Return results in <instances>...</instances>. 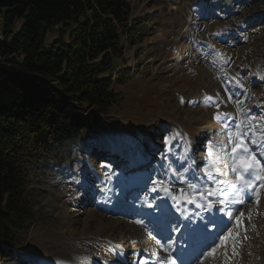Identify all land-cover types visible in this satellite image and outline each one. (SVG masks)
<instances>
[{"label":"rangeland","instance_id":"obj_1","mask_svg":"<svg viewBox=\"0 0 264 264\" xmlns=\"http://www.w3.org/2000/svg\"><path fill=\"white\" fill-rule=\"evenodd\" d=\"M129 1L135 16L152 18L143 41L125 44L124 76L118 82V70L114 85L119 101L83 146L56 145L29 169L35 220L22 248L0 255V264H57L60 252H73L74 264H89L88 253L122 264L121 251L103 241L109 229L121 250H130L124 264H140L146 243L160 252L163 247L139 229L138 216L122 214L135 196L153 195L155 183L174 188L187 164L206 176L210 153L221 150L226 115L246 125L249 119L264 134V8L254 7L255 0ZM56 35L50 30L48 41ZM245 142L262 165L258 146ZM254 173L264 175L259 168ZM126 186L129 194L119 203ZM257 188L260 197L264 188ZM243 195L234 196V216ZM254 215L229 264H264V206Z\"/></svg>","mask_w":264,"mask_h":264},{"label":"trees","instance_id":"obj_2","mask_svg":"<svg viewBox=\"0 0 264 264\" xmlns=\"http://www.w3.org/2000/svg\"><path fill=\"white\" fill-rule=\"evenodd\" d=\"M0 13L3 255L22 248L35 220L29 169L56 145L83 146L106 124L119 101L125 44L143 41L152 17L135 16L129 0H0Z\"/></svg>","mask_w":264,"mask_h":264},{"label":"bare ground","instance_id":"obj_3","mask_svg":"<svg viewBox=\"0 0 264 264\" xmlns=\"http://www.w3.org/2000/svg\"><path fill=\"white\" fill-rule=\"evenodd\" d=\"M239 79V78H238ZM244 97V95H243ZM217 100V99H216ZM220 101V100H217ZM227 115L224 116V121L225 124L221 129L219 130V135L221 136L222 139V144H221V150L220 152H213L210 159H208V163L206 164L209 170H212V167L214 166L215 169H218L220 172H223V175H220L219 172L213 171V175L215 179L217 180H224V181H233L234 182V173L231 171V165H232V160H231V152L232 148L234 146L233 141L235 139V135L238 131L244 132L246 135L248 134V139L246 138L248 142L250 141V144H253L254 146L257 147V151H261L262 155V160L260 161L261 164H263L264 160V135H259L256 132L253 131V128L249 127L245 124H243L240 120L235 121L234 119H231L229 122L227 119ZM236 117V116H235ZM232 120L234 121V124H232ZM249 120V119H248ZM243 121V120H242ZM236 123H239L240 129L238 130L236 127ZM248 124V122H247ZM235 125V126H234ZM244 125V126H243ZM252 141H255L253 143ZM211 162V164L209 163ZM225 164L229 165V167H225ZM185 168L183 170H180L179 175H175L176 181L180 183H175V182H170L171 185H174L175 187L177 186H182L185 185V189H183V193H179L177 188L176 189H171L170 185L164 184V185H159L158 183L152 188H155L156 191H153L155 193L154 196H151L149 200L144 199V198H139L136 201L137 209L131 208V215H136L138 216L139 219H142V222L138 223L139 229L141 231L148 230L149 234H154L155 236H160L158 240H160L159 245L163 247L165 253L161 254L158 252V250L154 249V246H149V243H146V249L142 254V261L140 264H171V260L169 259V256H172V251L170 247L166 244H162L163 242V235H169L170 237H188V231L189 229H194L195 232L193 233L195 236L200 235V233L197 231V223L204 222L205 226H209V231L213 229V226H215L217 223L214 219L212 221L210 220V215L211 214H216L219 211V215L225 216L229 227L227 229H223L224 231L222 232V235H225L229 229L233 232L235 235L236 233H239L237 238L235 240H229L226 246H219L217 245L220 244V235L218 237L217 243H212L210 247L207 249V251L202 255L201 261L204 260H210V264H229L230 261L232 260L233 256H231L232 252H236V250L239 248V244L244 242L245 236L242 234L247 233V228L245 226V222L254 214L257 212H260L264 206V192L262 195L259 197V202L257 203L256 198L251 192H241L240 194H245V196H241V203L238 207V213L234 216L233 214V209L235 206L238 204V199H236L234 196L231 197V199L237 201L234 203H225V204H219L218 201H215L213 197H211V200L209 202H213V206L211 210L207 208L208 203H203V207H198L197 204L201 203L202 199L200 198V195L198 192L193 193L191 189H189L188 184L191 183L197 187V189L204 187V188H217V187H226V185H215L212 183V181L208 180L207 175H198L194 169V166L191 164L184 165ZM255 175V173H254ZM181 180L184 182L181 183ZM190 180V181H189ZM260 182L263 184L261 179H259ZM260 182L258 185H260ZM257 185V186H258ZM167 187L168 192L164 191L163 188ZM258 189V188H257ZM256 189V190H257ZM171 193V196H177V200L174 201L171 196L169 195ZM123 194V193H122ZM182 194V197L179 195ZM251 194V195H250ZM169 197L170 202L169 205L165 206L162 203L163 197ZM160 198V199H159ZM249 198V200H248ZM191 199L193 202L189 203L188 200ZM224 199V198H223ZM121 198L119 197L118 202L120 203ZM254 200V202H253ZM245 201L251 202V206L249 207L248 204L244 203ZM247 202V203H248ZM112 204H116L115 201H112ZM134 205V206H136ZM149 205L152 207V211L149 210ZM238 206V205H237ZM120 209L123 208L122 205L120 204L118 206ZM185 209L187 210L191 216V223L189 225V228L184 232V234H180V226L176 225V216L174 215V212L179 211L180 209ZM169 209H172L170 211ZM179 209V210H178ZM129 211V212H130ZM231 212L233 217H239L240 220L242 221V224H237L236 219H230L227 213ZM243 213V217H240V213ZM154 213H158V217H162V223L160 226L152 225L155 220ZM255 216V215H254ZM141 217V218H140ZM137 219V218H136ZM143 227V228H140ZM138 229V230H139ZM176 229V231H175ZM139 230V231H140ZM109 233L103 236V241L107 242V244L112 245L116 249L121 250V244L120 240L115 238L113 235L112 229L108 230ZM149 234L146 236L149 237ZM248 234V233H247ZM206 239V238H205ZM142 240V239H141ZM178 241H180V238H177ZM202 239H199L198 241H201ZM197 241V242H198ZM240 241V243H239ZM242 241V242H241ZM148 242V241H147ZM190 242L194 244L193 241ZM79 244V243H78ZM86 244V243H85ZM84 245V244H83ZM247 245V244H246ZM87 246V245H86ZM74 248V247H73ZM81 248V247H80ZM91 248V247H90ZM216 248V251L213 255H208V253L213 249ZM92 249V248H91ZM78 250V249H77ZM83 250V249H82ZM253 254V251L255 253L254 247L251 245L248 246V249H246ZM81 251V250H80ZM86 251V249H85ZM90 251V250H89ZM96 252V251H95ZM85 254V253H84ZM82 254V255H84ZM89 255V256H86ZM235 255V254H234ZM78 257V256H76ZM84 257H87V259H90L89 264H114L113 261H107L103 257H99L94 254H85ZM74 259H75V254L73 252H60L59 257L57 258V264H74ZM174 259V258H173ZM79 260V258H78ZM81 260V259H80ZM234 260V259H233ZM76 261V260H75ZM123 261V260H122ZM125 261V260H124ZM176 261V260H175ZM82 262V261H81ZM85 263V262H84ZM81 264V263H80Z\"/></svg>","mask_w":264,"mask_h":264},{"label":"snow or ice","instance_id":"obj_4","mask_svg":"<svg viewBox=\"0 0 264 264\" xmlns=\"http://www.w3.org/2000/svg\"><path fill=\"white\" fill-rule=\"evenodd\" d=\"M211 99V98H209ZM217 119H220V116L218 115L216 117ZM237 129H240V125L236 126ZM245 133L242 131H238L235 135V139L233 141V148L232 153L234 155L231 156L232 165H231V171L235 173L236 175V181H224V180H217L215 179L213 175V171L219 172L220 175H223V172H220L218 169H215V167H212V170H209V168H205V174L208 177L209 181H212L215 185H226V187H217L215 189L213 188H204L201 187L197 189V187L191 183L188 184L189 189L192 190L193 193L198 192L200 195V198L202 200H205L208 203V208L211 210L213 206V202L208 201V197H213L215 201H218L220 204L225 203H234L237 202L231 197L237 196L241 192H253L256 191L257 187L264 188V184L256 185L254 183L255 179H257L256 175H254V170L259 168L260 172H264V165H260L258 161H256L255 157L250 154L249 148L247 146V143L245 142ZM168 141H166L167 143ZM255 143V141H252ZM212 155V153H210ZM211 164V162H209ZM225 167H229V165L225 164ZM261 180H264V175H261L258 177ZM184 181L181 180V183ZM163 183V182H161ZM164 191L168 192L167 187L163 188ZM153 191H156L154 188ZM171 196V193H169ZM257 196V203L259 202V192L256 191ZM220 197H224V199H220ZM171 198L176 201V196H171ZM189 203L193 202L191 199L188 200ZM198 207H203L201 204H197ZM151 207V205H149ZM179 210V209H178ZM230 219H236L237 224H242V221L239 217H233L232 213H227ZM240 217H243V213L241 212ZM137 223H140L137 221ZM239 233H236L235 235L229 229L225 235L220 236V244L219 246H226L229 240H235ZM157 244L160 243V240L156 241ZM216 251V248H213L208 255H213ZM169 259L171 260V264H176L175 259H173L171 256H169Z\"/></svg>","mask_w":264,"mask_h":264}]
</instances>
